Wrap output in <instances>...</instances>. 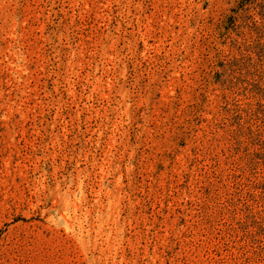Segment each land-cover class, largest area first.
<instances>
[{
    "label": "rangeland",
    "instance_id": "rangeland-1",
    "mask_svg": "<svg viewBox=\"0 0 264 264\" xmlns=\"http://www.w3.org/2000/svg\"><path fill=\"white\" fill-rule=\"evenodd\" d=\"M0 264H264V0H0Z\"/></svg>",
    "mask_w": 264,
    "mask_h": 264
},
{
    "label": "bare ground",
    "instance_id": "bare-ground-1",
    "mask_svg": "<svg viewBox=\"0 0 264 264\" xmlns=\"http://www.w3.org/2000/svg\"><path fill=\"white\" fill-rule=\"evenodd\" d=\"M81 189V188H80Z\"/></svg>",
    "mask_w": 264,
    "mask_h": 264
}]
</instances>
